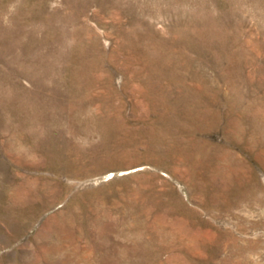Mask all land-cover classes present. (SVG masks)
Returning <instances> with one entry per match:
<instances>
[{
  "label": "rangeland",
  "instance_id": "374dc122",
  "mask_svg": "<svg viewBox=\"0 0 264 264\" xmlns=\"http://www.w3.org/2000/svg\"><path fill=\"white\" fill-rule=\"evenodd\" d=\"M194 261L264 264V0H0V264Z\"/></svg>",
  "mask_w": 264,
  "mask_h": 264
},
{
  "label": "bare ground",
  "instance_id": "6f19581e",
  "mask_svg": "<svg viewBox=\"0 0 264 264\" xmlns=\"http://www.w3.org/2000/svg\"><path fill=\"white\" fill-rule=\"evenodd\" d=\"M179 82H180V81H179ZM112 122H113V121H112ZM235 130H236V129H235ZM197 144H198V143H197ZM188 152H189V151H188ZM190 153H191V152H190ZM192 155H193V154H192ZM194 155H195V154H194ZM189 156H190V155H189ZM196 159H197V157H196ZM190 230H191V229H190ZM204 231H205V230H204ZM210 232H211V231H210ZM183 233H184V232H183ZM195 233H197V232H195ZM200 234H201V233H200ZM172 236H173V235H172ZM196 236H198V235H196ZM206 236H207V235H206ZM192 237H193V236H192ZM190 238H191V237H190ZM200 239H201V238H200ZM188 240H189V239H188ZM208 240H209V239H208ZM208 240H207V241H208ZM192 242H193V241H192ZM197 242H198V241H197ZM201 242H202V241H201ZM196 244H197V243H196ZM199 244H200V243H199ZM203 244H204V243H203ZM199 247H201V245H200ZM199 247H198V248H199ZM194 248H195V247H194ZM198 248H197V249H198ZM203 248H204V247H203ZM190 250H191V249H190ZM195 250H196V249H195ZM212 251H213V250H212ZM169 254H171V253H169ZM208 254H209V253H208ZM172 255H173V254H172ZM159 256H160V255H159ZM181 256H183V253H182ZM173 257L175 258V254H174ZM197 257H198V256H197ZM168 259H169V256H168ZM171 259H173V258L171 257ZM171 259H170V260H171ZM193 259H194V257H193ZM175 260H176V259H175ZM187 260H188V259H187ZM164 262H165V261H164ZM181 262H182V261H181ZM167 263H168V262H167ZM154 264H155V263H154ZM172 264H173V263H172ZM194 264H195V261H194ZM204 264H205V263H204Z\"/></svg>",
  "mask_w": 264,
  "mask_h": 264
}]
</instances>
